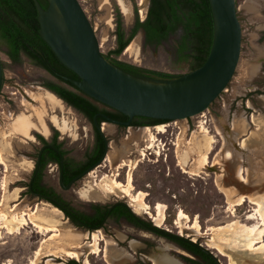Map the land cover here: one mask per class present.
<instances>
[{
  "label": "rangeland",
  "instance_id": "obj_1",
  "mask_svg": "<svg viewBox=\"0 0 264 264\" xmlns=\"http://www.w3.org/2000/svg\"><path fill=\"white\" fill-rule=\"evenodd\" d=\"M79 2L94 27L101 52L107 54L116 47L113 5L119 7L124 31L128 34L136 18L145 19L150 0ZM236 8L242 28L240 60L231 82L208 110L192 118L166 123L168 127L163 124L159 128L118 130L115 125L105 123L103 132L109 140V151L102 166L68 191L59 189L56 169L49 167L45 184L61 191L77 209L87 214L94 203L125 202L143 221L209 248L222 264H230V260L233 264H264L262 255H245L248 238H244L240 229L217 230L230 223L257 224V219H247L257 209V203L264 211V189L259 190L264 185V61L259 59V52L264 49V0H236ZM181 34L179 29L167 40L149 44L140 31L131 41L132 47L126 48L118 59L178 75L183 73L176 55ZM7 51L6 42L0 37L5 81L0 94V162L6 171L0 173V226L4 224V213L10 218L26 213L28 218L36 215V220L44 226L59 228L62 237L53 240L55 232L39 233L32 224L22 228L20 234L2 228L0 264H30L39 249L42 252L39 264L47 260L57 264L70 261L84 264L86 254L92 250L94 234L100 238L102 251L88 255L90 264H108L107 247L113 264H153L162 253L178 258L183 264H186L184 258L198 259L171 240L124 219L110 220L104 228L88 232L73 225L50 203L26 195L25 185L33 167L27 155L35 133L47 137L50 130L58 131L66 149L79 158L90 148L94 130L83 115L47 91L45 85L51 79L47 73L25 57L11 62ZM199 121L206 122L201 130L197 127ZM160 128L167 132H159ZM152 144V149H148ZM210 147L209 163L203 166L202 158ZM150 151L156 154L150 155ZM130 174L134 184L132 193L144 192L150 211L145 212L127 195ZM240 176L246 182L240 181ZM242 197L244 202L238 204ZM159 203L165 209L164 218L157 221ZM180 210L191 218L199 217L201 232L189 224L184 227L178 224ZM68 251H79L80 256H68Z\"/></svg>",
  "mask_w": 264,
  "mask_h": 264
},
{
  "label": "water",
  "instance_id": "obj_2",
  "mask_svg": "<svg viewBox=\"0 0 264 264\" xmlns=\"http://www.w3.org/2000/svg\"><path fill=\"white\" fill-rule=\"evenodd\" d=\"M46 1L48 5L43 8L38 0H33L40 36L57 59L79 78L63 79L128 118L127 121H118L104 114L96 115L115 125L130 127L135 117L171 122L203 113L227 88L240 60L242 28L236 0H209L213 17V41L209 55L201 67L170 79L137 77L109 62L100 50L94 27L79 0ZM2 80L0 58V90ZM95 127L105 137L96 117ZM108 146L106 142L105 151L94 167L107 157ZM75 180L64 185L60 177V185L68 190ZM163 234L196 247L215 264H222L213 251L196 241Z\"/></svg>",
  "mask_w": 264,
  "mask_h": 264
},
{
  "label": "trees",
  "instance_id": "obj_3",
  "mask_svg": "<svg viewBox=\"0 0 264 264\" xmlns=\"http://www.w3.org/2000/svg\"><path fill=\"white\" fill-rule=\"evenodd\" d=\"M38 2L43 8H46V0H38ZM113 7L116 47L104 56L123 71L141 78L170 79L177 76L139 67L118 59L140 31L143 32L146 43L159 44L181 29L182 34L176 43V55L179 68L183 73L196 70L206 61L213 41V17L209 0H150L145 19L141 21L136 18L128 34L124 31L119 7L116 4ZM39 30L40 26L33 0H0V37L5 40L9 48L8 54L13 60H19L22 51L30 53L34 57H39L36 48H31V45H35L37 48L42 49L36 45V38L42 39ZM262 39H264V33ZM46 48L52 53V56H55L47 44ZM67 84L71 89L57 87L52 84H49L48 88L61 100L76 108L91 122L99 112H103L114 119H127L121 113L87 96L70 83ZM257 93L259 94V91ZM135 119L145 122H134L131 123L132 126L154 124L148 123V120L161 122L144 117H135ZM102 121L103 119L98 117V123ZM56 134L58 135V131H56ZM97 137L101 140L98 133ZM41 138L43 139V137ZM110 207L111 204L98 203L95 207L97 212L94 216H87L79 209L75 211L77 218L72 219L68 214L66 216L76 226H79V220L96 226L100 225L109 213L110 215H117L118 218L125 217L132 221L138 219L126 204H116L112 207L111 212L109 211ZM172 242L199 255L202 259L201 262L196 259L184 258L186 264H215L210 257L197 248L178 241L172 240ZM68 264L78 263L70 261Z\"/></svg>",
  "mask_w": 264,
  "mask_h": 264
},
{
  "label": "flooded vegetation",
  "instance_id": "obj_4",
  "mask_svg": "<svg viewBox=\"0 0 264 264\" xmlns=\"http://www.w3.org/2000/svg\"><path fill=\"white\" fill-rule=\"evenodd\" d=\"M47 5H48V3H47ZM47 5H46V7H47ZM141 21H143V20H141ZM46 44L47 43L43 40V38L41 40L36 38V45H38V47H41L42 49L37 48L35 45H31V48H33V49L36 48L39 57H34L32 54L22 51L21 54H20L19 60H17V61L13 60L11 58V56L8 54V51H9L8 46H7V48H8L7 56L9 58V60L11 62H14V63L19 62L22 57H25L35 67H37L38 69H40V70L44 71L45 73H47L49 75V77L51 78L50 81H48V83L45 85V88L47 89V91L52 92V90H50L48 88L49 84H52V85L57 86V87H66L68 89H71V87L67 84L69 82L65 81L63 79V77H67V78H70V79H73V80H79L78 76L75 73H73L71 70H69L67 67H65L57 59L56 56H52V53H50V51H48V49L46 48ZM53 55H55V54L53 53ZM53 57H56V58H53ZM2 72H3V63H2ZM4 86H5V81H4V74H3V80H2V86H1L0 94L3 93V87ZM53 94H55V93H53ZM7 98L11 99V97H7ZM64 103L67 106H69L72 109H74L79 114L83 115L81 112H79L73 106L67 104L66 102H64ZM2 113H4V111H2ZM97 114H104V115L112 118L111 116H109V115H107V114H105L103 112H99ZM96 115L94 116L93 122H91L88 118H86L83 115L92 124L93 130H94V136H93V142H92L90 148L87 149L79 158H75V157H73L71 155L69 150L66 149L65 144L62 142L59 134L57 135L56 131H54V130H50V132H49L47 137L45 135L40 134V133H35L34 134L35 141L33 143V146L30 148L31 151L27 155V158L30 159L33 167H32V171H31V173L29 175V178L26 181V185H25L26 195L29 196V197L38 198V199H41V200H43L45 202L50 203L51 205H53V207L58 208V210L63 212L65 217L70 222H71V220L66 216V214L70 215V217H72V219H75V218H77V214L75 213V211L78 210V209L72 204V202L69 199H67L61 193V191H68V190L72 189L80 180L85 178L92 170H94L95 168H98L99 166L101 167L102 164L106 161V158H107L106 157L103 160L102 163H100L99 165L94 167L99 162L100 158L102 157V155H103V153L105 151L106 142L109 144V140L107 139L106 135L104 137L100 133V131H98L96 129V127H95V117H96L97 123H98V117L102 118L100 115H98V116H96ZM102 119H103V121L101 123H98V124L103 129V124L106 121H105L104 118H102ZM115 120L127 121L128 118L126 120H119V119H115ZM154 121H156V120H154ZM134 122L137 123V122H145V121L137 120V119L133 118L131 123H134ZM147 122L148 123H154V124L145 125V126H132V125H130V127L120 126V125H115V124H113V125H115L118 128V130L127 129V128H131V127L138 128L140 130L141 128H146V127L159 128L161 125L169 123L167 121L153 122V121H150V120H148ZM106 123L112 124V123H109V122H106ZM202 123H204V122H202ZM165 126L168 127L169 124L168 125L166 124ZM197 127H198V124H197ZM200 130H201V128H200ZM166 132H167V129H166ZM97 133L100 135L101 140L98 139ZM41 137H43L44 140ZM175 144L176 143H173V145H175ZM146 146H147V144L145 145V147ZM108 151H109V146H108ZM153 153L156 154L155 151H153V152L150 151L149 154L152 155ZM107 154H108V152H107ZM138 154L140 155L141 152H138ZM146 156H148V154ZM105 166H107V165H105ZM178 166H180V164H178ZM49 167H52V170L56 169L57 184H58V187H59V189L61 191H58L55 188L50 187V186L45 184V180L44 179L46 178V173H48ZM110 170H111V168L108 169V172H110ZM4 172H6V171H5L3 162H0V173L2 174ZM124 173H125L124 174V178L126 180V177H127L126 175L127 174H126L125 170H124ZM111 175H114V173L111 172ZM120 175H121V173H118V176H120ZM60 177H62V181H63L64 185H68L73 179H76V180L73 182V184H72L70 189L65 190L60 185ZM18 181L19 180H17V182ZM1 188L2 187L0 185V190H1ZM119 203L126 204L125 202H122V201H117V202L110 203L111 207H110L109 211L111 212L112 207L115 206L116 204H119ZM96 204H98V203H94V204H92L90 206L91 212L89 214L84 213V212L83 213L85 215H87V216H94L95 213L97 212V210L95 208ZM99 204H104L105 205V204H108V203H99ZM132 213H133V211H132ZM133 214H135V213H133ZM123 219L125 221L131 223L132 225H140L142 228L146 229L147 231H149L150 233H152V234H154V235H156L158 237H163V238H165L167 240H171V241L172 240L173 241H178V240H175V239L167 237L163 233L171 234V235H174V234H172L170 232H166L165 230L159 229L158 227H156L154 225H151V224L147 223L146 221H143L139 217H138V219H134L132 221V220H129V219L125 218V217L118 218L117 215H110V213H109L104 218L103 222L100 225H97V226L93 225L92 223L84 222V221H81V220H79V222H78L79 226H76L72 222L71 223L73 225H75L76 227H79L81 229H84V230L90 232V231H95V230L104 228L105 226H107V222L110 221V220L120 221V220H123ZM174 236H179V235H174ZM178 242H181V241H178ZM182 243H184V242H182ZM183 249H185V248H183ZM185 250L189 251L187 249H185ZM189 252L192 253L191 251H189ZM192 254L195 257L198 258L196 260H199V261L202 262V259L200 258L199 255H196L194 253H192Z\"/></svg>",
  "mask_w": 264,
  "mask_h": 264
},
{
  "label": "bare ground",
  "instance_id": "obj_5",
  "mask_svg": "<svg viewBox=\"0 0 264 264\" xmlns=\"http://www.w3.org/2000/svg\"><path fill=\"white\" fill-rule=\"evenodd\" d=\"M131 47H132V44H130L127 48L130 49ZM259 59L264 61V49L259 52ZM105 130H107V128H105ZM165 131L166 129L164 128L159 129V132L161 133H164ZM155 139L156 137L153 136L152 140H155ZM153 146H154L153 144L150 145L148 149H152ZM211 148L212 147L209 148L208 152L205 153L202 158L203 166H207L209 163V154H210ZM240 181L246 182L245 177L240 176ZM117 184L121 185V183H117ZM263 189H264V185H261L259 190L261 191ZM133 190H134L133 177L130 174L128 176V181H127V186H126L127 195L131 196L132 198L131 200L137 205H140L144 209V211L145 210L150 211L151 207L145 201L146 194L142 191H137L136 194H133L132 193ZM243 202H244V198L242 197L238 204H242ZM17 206L18 204H16L12 208V211H15ZM231 206L233 207L234 205L231 204ZM261 208H262V205L260 203H257V209L255 210V212L247 216V219H250V220L257 219L258 220V223L254 224L253 226H248L246 224H239L237 226V224L235 223H230V224H227L226 226L217 228V230H225V231H235L237 228L240 229L245 234L244 238H248L247 243H246L248 251L245 252V255L250 254V253L252 254L255 253L256 256H259V257H261V255L264 256V211H262ZM164 209H165V205L160 204V203L157 204L156 210L159 211V215L156 217L157 221L164 218ZM36 218H37L36 215L34 217L28 218L26 213H22L20 215L14 214L10 218L6 213H4L3 214L4 224L3 226L2 225L0 226V238L2 237V232H1L2 228L7 229V231L12 234L13 233L20 234L21 229L26 226H29L30 224H32L36 229H38L39 233L55 232L53 237L51 238L53 240L56 237H62V233L59 228L55 226H44L43 224L38 222ZM177 220H178V224L181 227H184L185 225L188 226L189 224L190 227L194 228L195 230L199 232H201L202 230V226H201L198 216L191 218L186 212H184L183 210H180ZM13 225H16V226L13 227ZM71 237L72 236H69V238ZM99 241H100L99 236L97 234H94L93 243H92L93 246L91 248L92 250L91 252L86 254L84 258V264H90V261L88 259L89 254H99L102 251L101 248L99 247ZM105 251H106L105 258H106L107 263L113 264L111 256H110V248H109V253H107L108 247L105 249ZM69 255L73 257H79L80 253L79 251H68V256ZM41 258H42V252H41V249H39L36 252L35 258L31 261L30 264H39V261L41 260ZM43 264H57V263L50 262L47 260ZM153 264H183V263L174 256L162 253L161 257L158 256V258L153 260ZM230 264H233L231 260H230Z\"/></svg>",
  "mask_w": 264,
  "mask_h": 264
},
{
  "label": "built area",
  "instance_id": "obj_6",
  "mask_svg": "<svg viewBox=\"0 0 264 264\" xmlns=\"http://www.w3.org/2000/svg\"><path fill=\"white\" fill-rule=\"evenodd\" d=\"M204 116V115H203ZM206 126V122L204 121V123H202V121H200L199 123H198V128H201L202 126Z\"/></svg>",
  "mask_w": 264,
  "mask_h": 264
}]
</instances>
